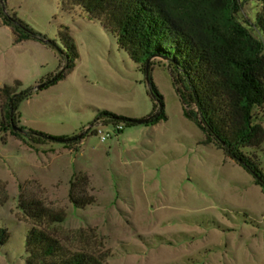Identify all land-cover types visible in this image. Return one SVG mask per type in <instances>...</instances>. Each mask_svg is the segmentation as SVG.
I'll return each instance as SVG.
<instances>
[{"label":"rangeland","instance_id":"rangeland-1","mask_svg":"<svg viewBox=\"0 0 264 264\" xmlns=\"http://www.w3.org/2000/svg\"><path fill=\"white\" fill-rule=\"evenodd\" d=\"M163 1L194 26L213 18L211 5L202 0ZM261 6L262 0H236L231 18L264 44L256 19ZM5 13L41 39L16 41L26 31L14 32L3 21ZM61 25L74 40L75 66L20 103V125L52 136L75 129L77 135L84 134L97 109L131 118L150 114L153 102L143 65L119 49L97 20L76 5L64 12L60 0L0 4V87L19 80V89L33 88L58 71L65 51L58 38ZM149 74L166 115L155 124L123 125L105 141L93 134L94 126L70 146H37L23 136L1 133L0 197L7 199L0 204V226L9 238L0 247V264H25L32 223L19 208L21 195L64 210V221L51 232L70 250L106 254L107 264H264L261 186L215 144L202 142L205 134L184 113L196 109L183 104L167 63L154 59ZM253 114L264 129V104ZM257 153L264 173V139ZM78 173L87 175L86 194L95 198L84 208L69 199Z\"/></svg>","mask_w":264,"mask_h":264},{"label":"trees","instance_id":"trees-1","mask_svg":"<svg viewBox=\"0 0 264 264\" xmlns=\"http://www.w3.org/2000/svg\"><path fill=\"white\" fill-rule=\"evenodd\" d=\"M212 7V20L194 26L185 22L163 0H60L64 12L71 5L80 7L90 19L97 20L114 35L119 49L131 60L142 64L148 81V93L153 106L146 123L155 124L166 119L162 95L158 92L149 69L154 59L167 63L173 84L186 107L185 115L193 119L205 134L203 143H213L223 153L249 172L264 192V173L258 153L264 139V129L254 119L253 109L264 104V44L245 28L234 23L231 13L236 0H202ZM4 0H0L3 8ZM264 33V0L256 17ZM3 21L19 28L16 41L29 37L39 38V33L23 24L15 15L3 14ZM58 38L65 48L63 64L57 72L41 80L40 88L19 89L21 82L0 87L1 115L0 137L7 131L15 137H25L32 145H45L66 139L65 145L78 142L77 135L56 137L19 125L18 108L36 90H41L65 77L73 69L78 52L67 26L61 25ZM37 84V85H38ZM136 125L131 117L106 109H97L83 137L97 123ZM96 135V130H93ZM245 149H250L247 152ZM87 175L78 173L70 182V202L84 208L95 202L86 194ZM22 188V186H21ZM7 195L0 197L4 203ZM19 208L31 221L25 240V264H107L106 254L94 255L86 250H70L50 230L62 223L66 213L62 209L45 206L37 198H19ZM9 238L6 228L0 226V247Z\"/></svg>","mask_w":264,"mask_h":264},{"label":"built area","instance_id":"built-area-1","mask_svg":"<svg viewBox=\"0 0 264 264\" xmlns=\"http://www.w3.org/2000/svg\"><path fill=\"white\" fill-rule=\"evenodd\" d=\"M123 125V123L112 125L99 122L95 125L96 135L99 136L102 141H105L110 138L112 134L120 132Z\"/></svg>","mask_w":264,"mask_h":264},{"label":"water","instance_id":"water-1","mask_svg":"<svg viewBox=\"0 0 264 264\" xmlns=\"http://www.w3.org/2000/svg\"><path fill=\"white\" fill-rule=\"evenodd\" d=\"M41 86H42L41 84H38V85H36L35 87H36V88H40ZM147 120H148V117H147V116H145V117H141V118H131V121H132L134 124H143V123H146ZM82 136H83V134L80 133V134H77L76 137H78V138H82ZM58 141H59V142H65L66 139H59Z\"/></svg>","mask_w":264,"mask_h":264},{"label":"crops","instance_id":"crops-1","mask_svg":"<svg viewBox=\"0 0 264 264\" xmlns=\"http://www.w3.org/2000/svg\"><path fill=\"white\" fill-rule=\"evenodd\" d=\"M19 117H20V114L18 115V122H19V125H20L21 121L19 120ZM20 126H22V125H20ZM23 127H26V126H23ZM32 130H34V129H32ZM73 130H75V129H69L68 131H60L58 133H52V134H54L56 137H69V136H72V135L75 134V131H73ZM37 146H39V145H37Z\"/></svg>","mask_w":264,"mask_h":264}]
</instances>
